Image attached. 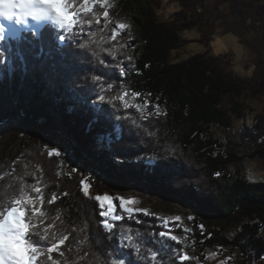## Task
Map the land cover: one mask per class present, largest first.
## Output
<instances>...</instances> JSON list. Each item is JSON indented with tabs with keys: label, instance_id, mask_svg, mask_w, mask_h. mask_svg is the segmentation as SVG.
Listing matches in <instances>:
<instances>
[{
	"label": "trees",
	"instance_id": "trees-1",
	"mask_svg": "<svg viewBox=\"0 0 264 264\" xmlns=\"http://www.w3.org/2000/svg\"><path fill=\"white\" fill-rule=\"evenodd\" d=\"M172 1L178 8L167 19L159 13L165 0H109L105 8L94 9L101 14L99 24L87 17L93 24L77 28L64 43L51 27L5 42L14 56L0 64V210L21 193L35 196L33 183L40 186L45 222L54 221L51 231L69 236L61 246L65 256L53 253L60 264H110L113 258L146 264L121 246V226L139 230L147 246L161 251L164 264H180L170 258L175 249L188 252L184 243L159 240V231L166 229L152 215L135 214L129 220L119 209L125 219L107 232L99 202L83 195L87 167L99 173L96 183L104 182L107 191L144 187L155 196L194 198L199 219L191 240L201 252L230 247L240 252V264H264V181L227 172L245 159L264 163V116H250L241 101L264 93V0H217L213 8L207 0ZM105 10L111 23L102 15ZM129 21L138 36L127 28L111 40L113 27ZM188 30L198 31L207 50L180 60L176 54L189 44L182 36ZM228 34L252 54L251 78L235 72L233 53H211V43ZM117 65L125 67L124 76ZM100 74L103 81L92 80ZM108 83L113 87L107 88ZM124 89L141 93L130 102L149 101L145 112L154 113L158 104L166 115L142 121L119 101L113 107L99 100ZM237 122L242 123L241 142L226 147L215 131H233ZM52 147L59 149V157L46 155ZM52 194L58 199L50 204ZM221 223V229L201 228ZM176 225L175 235H187ZM227 227L236 228L233 237L224 235ZM38 264L51 262L40 257ZM184 264L202 263L192 256Z\"/></svg>",
	"mask_w": 264,
	"mask_h": 264
},
{
	"label": "snow or ice",
	"instance_id": "snow-or-ice-1",
	"mask_svg": "<svg viewBox=\"0 0 264 264\" xmlns=\"http://www.w3.org/2000/svg\"><path fill=\"white\" fill-rule=\"evenodd\" d=\"M4 4H12L14 8L10 12L5 11L2 7ZM108 4L109 0H0V64L12 61L14 56L12 48L11 46L5 47L4 45L9 38L13 40L17 39L21 31L29 34H38L43 29L51 27L59 33V41L64 42L72 36L74 30L77 28L82 30L84 25L90 27L93 24L92 18H95V22L99 24V16L101 14L94 11V9L97 6L105 8ZM102 15L108 23H111L108 20L109 12L107 10L103 11ZM89 16L92 18H87ZM128 27L129 25L124 23L113 27L111 40L115 41L120 34V30L127 29ZM79 47L88 48L89 45L80 44ZM101 51H106L110 56L115 58L111 50L102 48ZM92 55L97 56L101 65L108 66L104 59L99 58V54L96 51H93ZM117 67L120 76H124L126 74L125 67L120 65H117ZM103 79V74L92 77V80L95 82H101ZM112 87L113 85L108 83L107 88ZM140 95L141 93L139 92L131 91L130 93L127 89H124L107 100L105 95H100L99 100L113 107H115L114 102L119 101L125 110L134 109L138 112L140 114L139 118L142 121H147L153 115L156 117L166 115L158 104L155 105L154 113L145 112V109L149 106L148 100H145L143 103L130 102L129 97H131L132 101H135ZM147 134L150 137L153 135L151 131ZM46 155L49 157H59L61 152L52 147ZM216 175L219 177L220 173L217 172ZM82 184L83 195L87 197L90 195L89 185L83 181ZM32 188L35 196L21 193L6 209L0 210V264H38L40 257H45L51 264H60L53 257V253H58L60 257L65 256V252L61 250V246L65 245L66 241H69V236L51 231L56 225L54 221L52 223L45 222L46 213L42 211L45 196L41 191V187L36 183L32 184ZM63 195L67 196L68 193L65 192ZM57 199V195L52 194L48 203H54ZM114 199L117 198L109 195H98L95 197V200L99 202V215L105 218L103 228L109 233H112L114 228L117 227L115 222L125 219L124 215L117 212V205L113 203ZM118 201L119 209L127 214L129 220L138 213H142L144 216L150 215L147 209L134 207L138 203L134 198L119 197ZM59 219V217H56V220ZM161 219L163 220L161 227L166 230L159 231V240L161 242L174 241L176 244H182L183 237L171 234L169 219ZM171 219L180 221L181 217L176 216ZM188 219L192 220L193 217L190 216ZM135 223L140 224L142 221L136 219ZM141 235L142 233L139 230L134 232L132 227L121 226L119 234L121 246L134 250L136 256L145 261L146 264H164V261L161 259V251L147 246L140 239ZM150 235L155 237L157 233L153 232ZM33 236L39 237V240H33ZM41 241L45 243H41ZM81 242L87 243V238ZM108 256L111 257L112 253H108ZM170 258L178 260L180 264H184V261L191 259L187 252L182 249H175L170 254ZM110 264H127V262L124 258H113L110 260Z\"/></svg>",
	"mask_w": 264,
	"mask_h": 264
},
{
	"label": "rangeland",
	"instance_id": "rangeland-1",
	"mask_svg": "<svg viewBox=\"0 0 264 264\" xmlns=\"http://www.w3.org/2000/svg\"><path fill=\"white\" fill-rule=\"evenodd\" d=\"M165 7L160 10L161 19H167L170 17L175 10H177L176 3L172 0H165ZM208 5L210 7H214L217 0H207ZM122 22H118L120 24ZM124 24L129 25L128 28H132L134 30V35L138 36V29L134 25L133 22H125ZM15 27V26H13ZM125 29L120 30L123 32ZM24 31H21L20 35ZM183 38L189 40L187 42L189 44L186 45L185 48L181 49L179 53L176 54L177 58H181L180 60L186 59L194 54L204 53L206 52L207 48L205 45L200 43L199 40V33L197 30H188L183 32ZM20 37V36H19ZM10 39V38H9ZM227 52H231L235 55V62H234V70L235 72L240 75L241 77H248L251 78L254 75L255 66L252 64L254 58L252 54L249 52V49L242 43H240L238 37L234 34H228L225 36L217 37L211 43V53L213 55H220ZM179 60V61H180ZM250 64L248 67L247 65ZM241 101L249 108V115H263L264 116V93L260 95H249L245 96L241 99ZM242 123L237 122V128L233 131H227L223 128L216 129V135L221 138L223 144L226 147H238L240 144V128ZM99 145L100 142H97ZM59 151L58 148H56ZM65 158L71 157L69 152H63ZM82 164H79L81 166ZM106 167L105 169H109L110 167ZM227 172L233 174L240 173V175L244 176L245 178L252 180V181H264V163L258 159H245L238 164L230 165L227 169ZM99 173L93 169L92 167H87L85 169V180L84 183H88L89 185V193L88 197L95 198L98 195H109L114 198L113 203L117 205V212L119 211V197L124 198H134L138 201L134 207L147 209L150 215L157 217L161 224L163 220L161 218L169 219V228L171 229V234H174L176 228L172 226V224L178 223L183 226V230L187 235L181 236L183 237V243L186 244L187 247V254L190 257H196L201 261L202 264H240L241 263V255L238 250L228 248H218L214 247L210 249L208 252L203 253L200 251V247L191 240L192 236L194 235V226L196 225L195 219H199V215L195 210V202L193 199H186L180 198L175 196H155L149 193V191L144 187H134L130 190L120 192V191H107L105 190L106 184L104 182H100L99 184L96 183V179ZM104 178H102L103 181ZM186 199V200H185ZM195 200V199H194ZM141 214V213H138ZM122 215V214H121ZM176 216H180V221H175L174 218ZM193 217L192 220H189L188 217ZM104 218V217H103ZM105 219V218H104ZM109 222H111L109 220ZM116 223V222H115ZM103 224V223H102ZM205 230L207 229H221L225 227L224 224H211L203 226ZM236 228L234 227H227L224 231V235L228 237H233L235 234Z\"/></svg>",
	"mask_w": 264,
	"mask_h": 264
},
{
	"label": "clouds",
	"instance_id": "clouds-1",
	"mask_svg": "<svg viewBox=\"0 0 264 264\" xmlns=\"http://www.w3.org/2000/svg\"><path fill=\"white\" fill-rule=\"evenodd\" d=\"M2 7L5 9V11H9L10 12L14 8V5H12V4H4Z\"/></svg>",
	"mask_w": 264,
	"mask_h": 264
},
{
	"label": "water",
	"instance_id": "water-1",
	"mask_svg": "<svg viewBox=\"0 0 264 264\" xmlns=\"http://www.w3.org/2000/svg\"><path fill=\"white\" fill-rule=\"evenodd\" d=\"M105 169V168H104Z\"/></svg>",
	"mask_w": 264,
	"mask_h": 264
}]
</instances>
